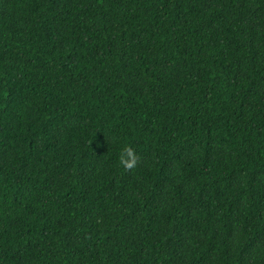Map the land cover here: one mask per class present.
<instances>
[{"label":"trees","instance_id":"obj_1","mask_svg":"<svg viewBox=\"0 0 264 264\" xmlns=\"http://www.w3.org/2000/svg\"><path fill=\"white\" fill-rule=\"evenodd\" d=\"M0 264H264V0H0Z\"/></svg>","mask_w":264,"mask_h":264},{"label":"clouds","instance_id":"obj_2","mask_svg":"<svg viewBox=\"0 0 264 264\" xmlns=\"http://www.w3.org/2000/svg\"><path fill=\"white\" fill-rule=\"evenodd\" d=\"M119 163L126 170H131L137 165V154L130 145H124L120 150Z\"/></svg>","mask_w":264,"mask_h":264}]
</instances>
